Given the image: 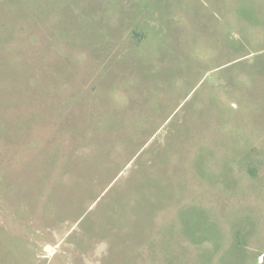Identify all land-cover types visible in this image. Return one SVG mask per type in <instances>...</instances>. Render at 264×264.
Wrapping results in <instances>:
<instances>
[{
    "label": "rangeland",
    "instance_id": "rangeland-1",
    "mask_svg": "<svg viewBox=\"0 0 264 264\" xmlns=\"http://www.w3.org/2000/svg\"><path fill=\"white\" fill-rule=\"evenodd\" d=\"M0 264H264V0H0Z\"/></svg>",
    "mask_w": 264,
    "mask_h": 264
}]
</instances>
